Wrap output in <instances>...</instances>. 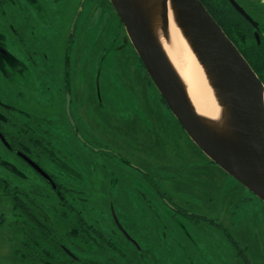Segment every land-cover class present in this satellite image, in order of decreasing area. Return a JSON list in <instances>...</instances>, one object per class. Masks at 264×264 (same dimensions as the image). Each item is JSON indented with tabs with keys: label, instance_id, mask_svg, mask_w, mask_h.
<instances>
[{
	"label": "flooded vegetation",
	"instance_id": "obj_1",
	"mask_svg": "<svg viewBox=\"0 0 264 264\" xmlns=\"http://www.w3.org/2000/svg\"><path fill=\"white\" fill-rule=\"evenodd\" d=\"M56 1L0 0V218L2 219H0V230L3 228L8 230L0 233V245L5 247L9 245L10 249V244L17 243L18 245L12 247L13 250L9 255L12 260L17 256L19 264H74L75 260H84L80 257V253L86 251L77 247L74 239L75 217L78 220L80 216H77L79 210L74 203V168L71 165L70 149L67 142L65 144L56 139L57 135L53 129L57 108L54 106L56 101L59 102L58 96H63L65 99L66 110L67 93L70 92L71 114L80 133V126L72 112V105L76 103L77 98L70 63L67 62L68 67L64 66L67 68L57 89L53 91L51 86L50 88L46 86L43 90L36 82L39 80L37 75L44 68L53 70L56 67L47 61L44 62L40 53L32 49L33 45L25 37L29 31L36 32L38 29L36 22L44 16L46 10H52L50 6ZM85 1H82L71 25H64L62 22V27L69 33L70 38L81 34V32L77 34V27ZM201 1L204 4L206 2ZM238 2L244 7L240 1ZM228 3L234 9L229 1ZM111 8L106 11L103 1L98 2L95 11L90 7L82 33L88 35L87 28L92 21L91 17L98 11L96 21L99 17H103V20L106 19L109 23L116 17L118 22L114 24L123 27L126 33L124 42L131 43L121 19L112 5ZM234 11L241 15L237 10ZM248 12L251 14L250 11ZM71 13H63L65 19L70 20ZM215 19L218 21L217 18ZM248 23L253 28L252 33L257 44L264 48V26L259 21L260 42H258L255 27ZM226 34L230 37L227 32ZM231 40L242 52L243 47L241 48L232 38ZM116 46L117 44H114L113 49ZM244 57L246 58L245 55ZM247 61L249 62L248 59ZM145 78L148 83L149 80ZM149 82L153 84L152 81ZM97 84L99 90V80ZM162 98L161 96L160 104L164 109L156 110V115L149 114L146 110L130 111V113L134 112L133 122H140L146 129L149 126L151 138L141 139L130 123L132 120L127 119L130 122L126 123L122 119L123 115L115 120V126L116 122L117 124L124 122L125 125L130 126L132 148L138 144L143 148L148 146L152 148L154 140L157 145L161 140L164 144L162 152L157 151L155 162H150L152 165L135 161L119 151L113 152L114 158L123 169L130 168L129 172H125L129 176H120L118 179L120 189L126 188L122 189L124 198L120 207H132V210L140 206L144 209L148 208L149 212L158 219L155 223L157 232L161 228L170 229V235L165 230L158 233L160 239H165V246L176 250L187 260L192 261V264H214L209 259L201 263H196L194 259V256H206L209 245L218 251L217 254L223 259L230 260L234 256L245 264H255L250 257L241 225L243 220H247L248 215L256 219L259 214H263L264 218V201L228 173L222 178L200 176L195 173L183 174L178 169L169 172L171 164L170 162L166 164L165 160L169 152L167 147L169 140L168 136L162 134L167 133L170 126L173 128L171 131L178 129L177 135L186 132ZM48 103L50 107L47 106ZM84 112L87 114L88 109L84 108ZM66 118L69 120L68 115ZM70 126L79 140L85 145L91 144L83 135H81L82 139L79 138L71 122ZM117 128L118 126L115 129L120 135ZM122 141L124 140L120 137V142ZM100 151H105L102 146ZM105 152L109 153V151ZM197 163L194 160L192 165L195 167ZM173 165L176 166L174 162ZM50 166L56 171L50 169ZM150 166L155 168L151 169ZM106 201L115 225V234L134 244L125 236L112 216V207H114L120 225L127 230L126 221H122L117 214L118 206L113 195L107 197ZM249 203L254 206H250ZM75 209L78 210L76 214ZM139 214L142 215L141 212ZM131 223L135 225L137 221L133 220ZM262 223L264 237V221ZM15 229L18 230V237L12 235ZM128 233L138 242L129 231ZM139 251L142 256L147 253L142 246ZM223 259L221 264H232V261L224 262ZM84 261L85 264H90ZM258 261L260 259L258 260L257 256Z\"/></svg>",
	"mask_w": 264,
	"mask_h": 264
},
{
	"label": "rangeland",
	"instance_id": "obj_2",
	"mask_svg": "<svg viewBox=\"0 0 264 264\" xmlns=\"http://www.w3.org/2000/svg\"><path fill=\"white\" fill-rule=\"evenodd\" d=\"M82 1L57 0L54 5L50 6L52 10H46L44 16L36 22L38 25L36 32L29 31L25 34L26 39L33 45L32 49L40 53L41 59L44 62L54 64L56 67L53 70L44 68L37 75V80L38 78L39 80L36 82L40 84L39 87L42 86L43 90L46 86H49V88L51 86L53 91L56 90L65 69L70 65L77 98L76 103L72 105V112L80 126L81 135L91 142L89 146L85 145L72 132L64 109L65 99L59 95V102L56 101L54 106L57 108L53 129L57 135L56 139L65 144L67 142L70 149L71 165L74 168V203L79 210L77 216L81 215L86 220V223L83 224L85 229L83 232L96 234L97 237L91 239L95 243L94 249L80 253V257L88 263L95 262L97 264H192V261L187 260L176 250L165 246V239H160L158 233L165 230L170 235V229L161 228L157 232L158 229L155 227V223L158 219L149 212L148 208L144 209L140 206L132 210V207H120V203H123L124 198L122 189L126 188L120 189L118 179L120 176H129L125 172H129L130 168L123 169L114 158L115 151L133 158L135 161L152 165L151 163L156 160L157 151L162 152L164 144L161 140L157 145L156 140H154L152 148L148 146L149 148L146 147L148 148L146 149L139 144L132 148V145H130V132L132 131L130 126L125 125L124 122L122 124L116 122L117 130L120 133L118 135L115 129V120L123 115L122 119L126 123L132 120L130 123H132L135 133L141 139L151 138L149 126L146 129L140 122H133L132 115L134 112L130 113V111L146 110L149 114L156 115V110L164 108L160 104L161 95L155 85H152L149 81V84L147 83L145 67L141 64L140 57L133 45L124 42L126 36L124 28L114 24L118 22L116 17L110 20L109 23L106 19L103 20V17H99L96 21L99 15L97 11L91 17L92 21L87 28L88 35L85 36V33H82L84 31L82 27H84V21L86 23L88 19L90 7L94 10L97 8L98 2L103 1L106 11L107 9L110 10L112 4L109 0H86L77 27V34L79 32L81 34L69 37V33L64 30L62 25L69 26L72 24ZM239 1L246 7L247 0ZM249 1H255L254 3L259 9L264 3V0H259L262 3L257 0ZM67 2L68 4H66ZM63 3L65 4L62 5ZM259 9L257 11H260ZM257 11L254 15L258 19L260 17ZM63 13H71L70 20L65 19ZM114 44H117V46L113 49ZM67 62L70 63L68 66ZM47 106L50 107V103ZM84 108L88 109L87 114L84 112ZM48 110L50 111V108ZM127 119L130 121H127ZM171 130H173L172 126L169 127L167 133L162 134V136H168L169 140L167 144L169 152L165 156L166 164L167 162L171 164L169 172H175L178 169L183 174L195 173L200 174V176L222 178L227 176V172L210 160L187 133H181V135L178 133L177 135L178 129ZM170 132H172L171 135ZM120 137L124 141L120 142ZM100 146L109 153L100 151ZM178 151L180 153H177ZM194 160L198 162L195 167L192 165ZM173 162L176 165H173L174 167L172 166ZM50 167V169L56 171L55 168ZM150 168L155 167L150 166ZM127 188L129 190V187ZM110 195L115 198L118 206L117 214L122 221H126L127 230L147 251L143 256L134 244L119 234H115V225L112 222L106 201ZM249 205L254 206L250 203ZM77 209H75V214L78 213ZM140 212L142 215L139 214ZM247 217V220H243L241 226L245 233L250 257L255 264H264V237L262 236L261 226L264 221L263 214H259L256 219H253L251 215ZM133 220L137 221V224L134 223L135 225H133L131 223ZM74 225H80L77 223L76 217ZM15 230L12 235L18 237V230ZM4 231L8 232L3 228L0 233H4ZM16 245L18 244H10V249L9 245H6V247L0 245V264H19L17 256L12 260L9 255L13 250L12 247ZM208 250L206 256H194L196 263L209 259L214 264H221L223 258L217 254L218 251H215L210 245ZM257 256L258 260L260 259L258 262ZM223 261H232V264H245L234 256L230 260L224 258ZM74 264L85 263L74 261Z\"/></svg>",
	"mask_w": 264,
	"mask_h": 264
},
{
	"label": "water",
	"instance_id": "obj_3",
	"mask_svg": "<svg viewBox=\"0 0 264 264\" xmlns=\"http://www.w3.org/2000/svg\"><path fill=\"white\" fill-rule=\"evenodd\" d=\"M152 81L191 140L220 168L264 201V82L201 0H109ZM256 29L260 23L237 0H228ZM203 66L221 106L218 119L199 114L171 62L160 34L168 35L169 14ZM99 93V90H98ZM71 94L67 93L68 118ZM114 219L140 250L141 246Z\"/></svg>",
	"mask_w": 264,
	"mask_h": 264
},
{
	"label": "trees",
	"instance_id": "obj_4",
	"mask_svg": "<svg viewBox=\"0 0 264 264\" xmlns=\"http://www.w3.org/2000/svg\"><path fill=\"white\" fill-rule=\"evenodd\" d=\"M204 2L209 11L212 12L215 18H217V22L222 25L225 32H227L230 37L235 42H237V44H239L241 48L243 47V54L246 56V58L253 66L254 70L259 74V77L264 82V48L258 45L255 38L253 37L252 26L241 15L234 11V9L230 6L227 0H204ZM246 2L245 8L250 11L253 16H255L254 13H256L259 7L254 3L255 1L252 2L247 0ZM262 6L260 7L261 9H259L260 11L257 12H259L258 15L260 17L258 18V20L264 26V3L262 4ZM141 64H143L142 61ZM80 218H78L77 220V223L80 225H74L75 245L84 251H91L92 249H94L95 246V243L91 239H96L97 237L96 234L83 232L85 231L83 224L86 223V220L83 219L81 215ZM97 247L98 250H100L99 246ZM75 261L85 263L84 260ZM90 264L97 263L92 262Z\"/></svg>",
	"mask_w": 264,
	"mask_h": 264
},
{
	"label": "bare ground",
	"instance_id": "obj_5",
	"mask_svg": "<svg viewBox=\"0 0 264 264\" xmlns=\"http://www.w3.org/2000/svg\"><path fill=\"white\" fill-rule=\"evenodd\" d=\"M161 42L171 62L185 82L189 96L197 112L203 116L218 119L221 106L211 87L203 66L192 51L174 14L170 11L168 35L160 34Z\"/></svg>",
	"mask_w": 264,
	"mask_h": 264
}]
</instances>
